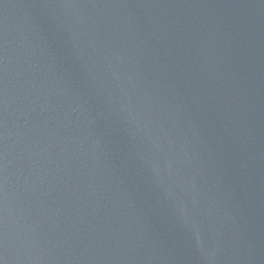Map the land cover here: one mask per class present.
<instances>
[{
    "label": "water",
    "instance_id": "95a60500",
    "mask_svg": "<svg viewBox=\"0 0 264 264\" xmlns=\"http://www.w3.org/2000/svg\"><path fill=\"white\" fill-rule=\"evenodd\" d=\"M0 264H264V0H0Z\"/></svg>",
    "mask_w": 264,
    "mask_h": 264
}]
</instances>
